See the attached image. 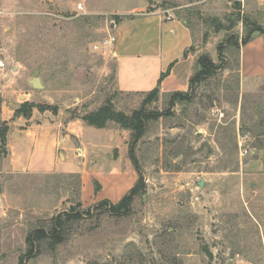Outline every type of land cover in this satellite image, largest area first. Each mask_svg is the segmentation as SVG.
Returning a JSON list of instances; mask_svg holds the SVG:
<instances>
[{
	"label": "rangeland",
	"instance_id": "1",
	"mask_svg": "<svg viewBox=\"0 0 264 264\" xmlns=\"http://www.w3.org/2000/svg\"><path fill=\"white\" fill-rule=\"evenodd\" d=\"M150 11L191 27L193 75L203 54L219 67L185 99L119 91L117 58L93 49L113 21ZM247 18L264 28L258 0H0L8 63L0 75V264H264V78L242 81L236 46ZM38 68L43 88L31 83ZM109 101L156 115L135 149L145 188L128 213L82 204L80 176L12 170L3 140L10 110L15 117L29 102L24 117L37 122ZM66 213L82 215L67 221L62 241L30 247L32 230H51Z\"/></svg>",
	"mask_w": 264,
	"mask_h": 264
},
{
	"label": "crops",
	"instance_id": "2",
	"mask_svg": "<svg viewBox=\"0 0 264 264\" xmlns=\"http://www.w3.org/2000/svg\"><path fill=\"white\" fill-rule=\"evenodd\" d=\"M258 6L264 10V0H258ZM109 29L118 37L114 56L119 91L149 92L163 73L167 74L160 84L161 94L189 90L194 69L190 48L195 39L186 21L150 11ZM239 75L242 81L264 78V33L256 32L241 44ZM45 115L32 122L22 115L14 117V110L7 114L6 143L14 172L80 176L84 205L118 203L130 192L139 174L130 158L129 130L114 125L97 128L80 117L65 119L62 112L52 120Z\"/></svg>",
	"mask_w": 264,
	"mask_h": 264
},
{
	"label": "trees",
	"instance_id": "3",
	"mask_svg": "<svg viewBox=\"0 0 264 264\" xmlns=\"http://www.w3.org/2000/svg\"><path fill=\"white\" fill-rule=\"evenodd\" d=\"M121 22V20L119 21ZM244 25L248 30L246 31V35L243 36L241 40H237L236 46L238 50H240L241 44H247L252 38L253 35L256 32L264 33V28L260 26H256L255 23L251 22V24L254 25L252 29H250L249 26V20L244 19L243 20ZM250 24V25H251ZM192 48V47H191ZM190 48V49H191ZM188 52V51H187ZM186 52V55H187ZM198 65L200 66V69L192 75L190 79V87L189 90L186 92H174V97L185 99L188 95H186L188 92L193 91L195 89L194 85L195 83H200L202 81L207 80L210 77H213L218 72V66L214 63L212 58L209 56V54H203L198 59ZM167 73H163L158 81V86L155 87L153 90L146 92V99L147 101H157L160 97V84L162 79L166 76ZM145 94V93H142ZM177 102V101H173ZM34 105L30 104L29 102L23 103L20 108L16 110V116H25L26 118H30L32 115V107ZM155 114V113H154ZM153 113H147L143 109L135 110L132 114H128L124 111L116 110L114 104L109 101L108 103L100 106L98 109L86 112L85 114L81 116H75L82 118L87 124L95 126L97 128H106L108 125H110L111 122H115L118 124L121 128L127 129L131 132V140H130V158L140 175V170L137 162V158L135 155V149L137 146V143L139 140L144 136L146 129H147V123L149 119L153 118ZM156 118V117H154ZM5 131L8 132L9 126L7 125L6 128H4ZM4 131V132H5ZM4 142L6 144L7 138L5 137L4 133ZM145 188V185L143 184V179L141 176H139L137 183L135 186L130 190V192L125 195L118 203H112L111 201L105 200L99 203V205L107 206L109 210L113 214H123L128 213L130 210L131 202L135 198L136 195L141 193L142 189ZM66 213V214H60L56 216L53 220V224L51 227V230H47L44 228H37L30 232V234L27 237V242L30 244V247L35 248L37 246L36 244L39 241L51 239L55 242H60L63 240V229L67 223V221L72 220V217H79L82 214L75 213ZM66 217H65V216Z\"/></svg>",
	"mask_w": 264,
	"mask_h": 264
},
{
	"label": "built area",
	"instance_id": "4",
	"mask_svg": "<svg viewBox=\"0 0 264 264\" xmlns=\"http://www.w3.org/2000/svg\"><path fill=\"white\" fill-rule=\"evenodd\" d=\"M79 8H83V4L79 5ZM116 26V22L113 21L111 23V27ZM117 42V38L116 36H114L112 34V31L110 29H108V33L107 36H105L104 38H102L100 44H94L93 45V49L94 50H99L101 51V53H103L104 55L106 54H115L114 53V45ZM7 69H8V63L6 61L5 58L0 57V75L6 76L7 75ZM247 152V150L244 151V154Z\"/></svg>",
	"mask_w": 264,
	"mask_h": 264
},
{
	"label": "water",
	"instance_id": "5",
	"mask_svg": "<svg viewBox=\"0 0 264 264\" xmlns=\"http://www.w3.org/2000/svg\"><path fill=\"white\" fill-rule=\"evenodd\" d=\"M31 83H32L33 87H35V88H43L44 85L42 84V81L40 79V69L39 68L35 70L34 78H33V80H31ZM204 184H205V182L203 179H201V181H199V183H198V185L200 187H204Z\"/></svg>",
	"mask_w": 264,
	"mask_h": 264
}]
</instances>
